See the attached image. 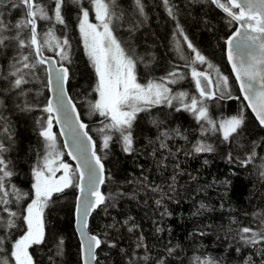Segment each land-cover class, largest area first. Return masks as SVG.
I'll use <instances>...</instances> for the list:
<instances>
[{"label":"trees","instance_id":"1","mask_svg":"<svg viewBox=\"0 0 264 264\" xmlns=\"http://www.w3.org/2000/svg\"><path fill=\"white\" fill-rule=\"evenodd\" d=\"M170 3L175 6V19L168 15L162 0H142L143 16L137 11L134 0H115L112 8L113 35L121 42L126 54L134 59L138 83L147 85L150 80L159 82L169 71H178L183 79L167 86L174 95L177 89L185 91V103H190L191 97L198 99L199 96L191 69L194 67L199 71L203 66L193 63L186 67L185 61L180 58L178 42L186 56L194 57L195 54L188 49L184 37L176 32V23L179 22L188 42L205 56V65L210 62L222 76L229 78L228 92L214 95L211 99L203 98V105L217 126L221 121L243 113L242 134L236 140L224 141L219 132L210 129L202 136L201 126L194 115L173 100L172 106L163 103L137 114L131 130L133 152L123 151L121 137L111 138L103 152L99 136L111 135L114 130L100 131L106 120L92 107L97 99V77L81 42L79 23H76L77 5L69 0L68 4L76 6V9L65 6L63 15L66 23L54 25L55 36L60 43L64 39L69 41L67 51L70 60L62 61L56 55V49L53 57L70 69L67 86L69 96L94 140L96 153L105 168L102 187L105 202L97 207L88 223L89 232L105 241L97 249L96 264H129L134 250L137 264H156L159 258H163L165 264H190L194 256L211 257L219 264H243L244 258L251 256L255 264H261L260 255L253 248L238 244L236 232L229 231L233 219L239 225L255 226L252 213L264 210V178L259 175L260 165L264 163V128L257 124L245 107L224 57V41L237 24L230 23L225 13L211 4L210 0H170ZM88 6L82 2L78 9L80 15L81 9H88ZM5 13L12 19L22 15L20 9L4 10ZM37 29L40 33L38 23ZM23 34L25 37L28 35L26 30ZM7 43L8 47H0V74L6 77L9 73H5L7 67L11 69L8 64H14L15 58L21 53L30 55V60L35 59L31 49H19L14 40ZM42 51L45 55L50 54L45 48ZM17 66L22 68V65ZM24 71L27 72L26 69ZM36 73H41V83L33 82L32 75ZM27 79L30 96L21 103L20 99L12 95L14 92H6L3 96L6 110L2 108L6 116L5 124L8 123L14 131L11 159L15 170L8 190L11 191L14 185L26 194L18 206L13 201L9 207L14 211L19 209L21 217L26 213L27 204L34 198L33 174L29 173L24 178L26 168L34 159L35 152L45 153L47 149L46 141L39 134L42 127L47 126L48 117V113L42 111L48 99L44 66H40L39 71L27 76ZM38 93H41L40 98ZM216 103L220 107L219 112L212 109ZM26 105L33 107L21 110ZM86 112L90 113L88 117ZM36 117L41 118V122L36 123ZM153 121L158 122L159 127ZM177 129L182 135L173 131ZM53 131L62 147L54 124ZM161 132L170 133V138L164 141L166 148L160 146L162 138L158 137ZM197 141L210 144L214 151L193 152V145ZM254 142L258 145L255 159L246 166L242 165L241 161L252 152ZM229 153L231 161L228 159ZM64 159L68 160L66 156ZM160 161H163V165ZM68 163L72 165L69 160ZM169 185H173V188L170 189ZM154 186H159L163 192L153 191ZM75 188L74 185L61 193H54L45 207V243L33 245L29 249L34 264H52L50 257H53L54 264H81L80 246L73 229ZM162 196L164 198L158 205L156 201L161 200ZM201 204L206 209H200ZM165 209L167 214L162 215ZM198 209L199 214H195ZM0 216L7 218V213L0 211ZM128 217L133 218L130 224L134 222L139 226L134 232H129L128 226L124 224ZM16 223L20 227L13 239L26 230L22 218L17 219ZM237 227L238 224H231L232 229ZM157 228L163 231L157 232ZM140 236H143L147 249L136 248ZM60 240L63 241L62 253L55 256V248ZM109 243L116 247H110ZM10 247L9 243L6 248ZM167 247H175L172 256L168 255ZM236 247L242 248L239 254ZM144 256L148 257L147 261L140 259Z\"/></svg>","mask_w":264,"mask_h":264},{"label":"snow or ice","instance_id":"2","mask_svg":"<svg viewBox=\"0 0 264 264\" xmlns=\"http://www.w3.org/2000/svg\"><path fill=\"white\" fill-rule=\"evenodd\" d=\"M68 2L69 0H51L53 6L49 8L48 5L42 4L40 0H8L7 3H5V0H0V8L4 10L20 9L22 12L21 18L16 20L15 23H8L3 18L4 10H0V47H8L7 42L14 40L19 49L29 48L35 56L34 60H30V55L21 53L18 58H15V63L12 64V70L9 71L8 76H0V79L13 78L10 80V87L4 91L16 92L18 96L27 95V90L24 86L29 83V80L26 77L38 72L40 66L47 65L49 89H52L54 76L55 92L57 94L55 102L48 100L47 105L42 109L43 112L48 113L47 126L42 127L39 134L46 141L47 151L43 156L42 165H37L33 168L34 183L32 188L34 189L35 198L27 205L25 209L26 215L22 217L20 213L12 210L9 205L15 201L18 206L19 201L26 194L16 189L14 185L11 186V191L8 190L14 171L10 167L11 161L5 157L8 148L3 143H0V211L7 213V218L0 216V230L3 231V235L0 236V254H3L0 255V264H34L33 256L30 254L29 249L33 245L45 243L43 210L47 207L54 193H61L66 188L73 186V173L69 165L61 161L60 154L56 151V138L52 133V118L56 116V122L60 123V113L64 114L65 124L74 135V146L80 152L79 156L74 155L72 152L69 155H72L74 159L82 160V164H78L76 168V171L80 173V184L75 185L79 187L82 194L85 193V171L87 172V194L84 195L82 201L80 197L77 198V212L82 216L80 224L83 238L82 252L85 251L86 243L85 264L96 260L95 250L105 243L96 235H88L84 231L88 227L87 217L95 208L105 202V196L99 191V184L104 183V166L94 150L91 152V160L88 159L87 149L80 139L81 135L87 137V133L83 131L86 126L80 122L79 116L75 117V124H78L79 132L69 123L71 117L68 116V106L72 102L67 99L64 85L70 79V69L63 65L55 67L56 61H49L48 58L42 55L43 48L47 47L49 50L55 48L59 49V51H56V55L62 61L70 60L67 51L69 41L64 39L61 44L54 32V25H64L66 23L63 9ZM90 2L95 10L99 24L89 23L88 10L81 9L82 17L79 19V31L86 55L97 77L95 91L98 93L99 99L95 101L92 107L101 117L110 121L104 125V128L100 129L101 132L114 130L120 133L124 152L131 153L135 150L131 130L137 114L142 111H148L151 106L159 105L162 102L172 106L173 100L178 101L184 110L194 115L201 126L202 136L210 129L213 132H219L224 141L231 142L242 134V126L245 119L242 112L237 116L221 121L217 126L209 116L202 100H198L193 96L190 103H185L187 93L179 92L175 95H170L171 89L167 87V84L176 83L179 79H183V76L178 71H169L166 77L160 78L159 82L150 80L147 85L138 83L134 59L126 54L121 42L113 35L112 19L114 12L112 8L115 6V0H90ZM71 3L79 6L80 0H71ZM162 3L168 15L175 19V6L170 3V0H162ZM210 3L221 9L228 17L230 23L239 25L234 34L226 40L228 60L232 64L236 80L240 83L241 93L244 99L248 101L247 106L255 113L259 124L264 127V0H210ZM134 4L139 14L143 16L144 5L142 0H134ZM38 20L49 23L48 31L43 34V40L40 39L41 34L37 29ZM25 30L28 33L26 37L23 35ZM176 32L184 37L188 49L195 54L194 57L186 56L182 52L179 42L177 43V52L180 54V58L185 61V66H190L193 63H207L205 56L192 43L188 42V37L184 34L179 22L176 23ZM6 33H11V35ZM17 64L22 65V68L17 67ZM207 67L209 71H198L193 67L191 76L195 81L200 97L211 99L213 93L208 91V88L214 86L217 91H223L229 85L228 79L219 75L218 69H215L212 64L209 63ZM25 69L27 72L24 71ZM211 71H215L218 77L215 84L210 76ZM32 107V105H26L21 110H30ZM179 110L178 108L177 111ZM71 111L75 113V107H72ZM153 123L159 127L158 122L153 121ZM205 125L208 127H205ZM173 131L178 135H182L178 129ZM158 138H162L161 148H166L167 145L164 141L170 138V133L161 132ZM183 138L187 139V137ZM103 139V147L107 148L111 136L104 135ZM88 144H92L90 137H88ZM256 147L258 145L254 142L252 152L247 154L246 158L241 161L242 165L246 166L255 159ZM192 151L195 153L212 152L214 148L210 144L197 141L193 145ZM228 159L231 161V153H229ZM92 161H94V165ZM160 164L163 165V161H160ZM260 168L259 175L264 178V163L260 165ZM57 172H62L63 174L57 176ZM172 179L175 181V176ZM192 179H195V177H192ZM137 182L142 183V181ZM169 188H173V185H169ZM152 190L163 192V189L159 186L152 187ZM89 197L94 199L89 200ZM163 198L164 196L161 197V200H157L156 203L159 205ZM200 209H206V206L201 204ZM200 209L195 214H199ZM164 214H167L166 209L162 215ZM252 216L255 226L239 225V222L233 219L229 225V231H235L238 238L237 243L244 247L253 248L260 255L261 264H264V210L253 212ZM20 218L23 219L26 230L17 238L10 239L11 230L20 227L16 223V220ZM132 219V217H128L124 221V224L128 226L129 232H134L139 227L134 222L129 223ZM257 221L259 222L258 224H256ZM231 224H238V227L232 229ZM109 227H115V225H109ZM156 230L157 232L163 231L162 228H157ZM7 243H10V249L6 248ZM62 244V240L57 243L54 252L55 256H59L62 253ZM109 246L116 247L113 243H109ZM141 247L147 249L143 236L138 237L136 242V248ZM235 250L239 254L242 248L236 247ZM166 251L169 256H172L175 253V247H167ZM140 259L147 261L148 257L144 256ZM50 261L54 264L53 257H50ZM129 264H137L135 250L133 251V257L129 260ZM156 264H165V260L159 258L156 260ZM190 264H219V262L211 257L201 258L200 256H194L191 258ZM243 264H255V262L249 256L244 258Z\"/></svg>","mask_w":264,"mask_h":264},{"label":"water","instance_id":"3","mask_svg":"<svg viewBox=\"0 0 264 264\" xmlns=\"http://www.w3.org/2000/svg\"><path fill=\"white\" fill-rule=\"evenodd\" d=\"M239 27V25H238ZM235 32V31H234ZM234 32L227 38V40L234 34ZM227 49H228V46L226 44V41H225V58H226V62L228 64V67H229V70L231 72V75L233 77V79L235 80V83H236V86L238 88V91H239V94L242 98V100L244 101L247 109L250 111V113L252 114V116L254 117V119L256 120V122L259 124V121L256 119V115L255 113L252 111L251 108H249L247 105H248V101H246L244 99V96L243 94L241 93V90H240V83L236 80V75L235 73L233 72V69H232V64L229 62L228 60V52H227ZM46 58H48L49 61H56V59L54 57H50V56H44ZM57 62V61H56ZM61 65H58L57 63L55 64V67H60ZM45 70H46V74H47V82H48V72H47V65H45ZM64 90L67 94V99L68 100H71L69 94H68V90H67V83L64 85ZM208 91L212 92L211 88H208L207 89ZM56 92H55V81H54V76H53V85H52V89L50 90L49 89V86H48V100H53L55 102L56 100ZM72 104L70 106H68V116L71 117V120L69 121V123L75 127L76 131L79 132V126L78 124H75V117L78 115L79 116V112L77 110V107L75 105V103L71 100ZM72 107H75L76 111L75 113H72L71 111V108ZM80 118V116H79ZM60 123H57L56 122V116H53V122L55 124V127H56V132L61 140V144H62V148H63V151L66 155V157L68 158V160L70 161V163L75 167V169L77 168V165L78 164H82V160L81 159H74L72 155H69L70 152H72L74 155H77L79 156L80 155V152L77 150V148L74 146V135H73V132L71 131V129L65 124V118H64V114L63 113H60ZM80 122L83 123V121L81 120L80 118ZM84 124V123H83ZM259 126H261L259 124ZM262 127V126H261ZM84 132L87 133V137H84L83 135L80 136V139L83 141V145L84 147L87 149V156H88V159L91 160V152L94 150L95 151V143H94V140L92 139L91 135L88 133L86 127L85 129L83 130ZM88 137L91 138V141H92V144L89 145L88 144ZM94 146V148H93ZM96 153V151H95ZM97 155V153H96ZM93 165H94V161H92ZM102 163V161H101ZM103 164V163H102ZM104 166V165H103ZM78 184H80V173L78 172ZM104 181H105V168H104ZM104 184V183H103ZM103 184H99V191L101 192L102 190V186ZM84 188H85V193H81L80 192V189L78 187V191H77V194H76V199H75V207H74V219H75V224H74V227H75V233H76V236H77V240L79 242V246H80V254H81V264H85V256H86V243H85V251L82 252V242H83V238L81 236V229H80V224L82 222V216L81 214H78L77 212V203H78V200L77 198L80 197L81 198V201L83 200V197L85 194H87V188H88V181H87V172L85 171V180H84ZM91 199H94L92 197H89V200ZM97 208H95L91 214L87 217V225L89 223V219L92 215V213L96 210ZM84 231L87 232L88 235H92L89 230H88V227L87 229H85ZM96 252H97V249L95 250V256H96ZM89 264H96V260L94 261H90Z\"/></svg>","mask_w":264,"mask_h":264},{"label":"bare ground","instance_id":"4","mask_svg":"<svg viewBox=\"0 0 264 264\" xmlns=\"http://www.w3.org/2000/svg\"><path fill=\"white\" fill-rule=\"evenodd\" d=\"M40 2L42 4H47L49 6V8H51L53 5L51 3V0H40ZM82 2H85L86 4H91L90 0H80V4L79 6H77V8H81V4ZM66 7L68 8H71L73 10V8L76 9V6H72L71 4H66ZM78 9L75 10V12L77 13V20H76V23L78 25L79 23V19H80V13L78 11ZM80 10V9H79ZM22 14V13H21ZM22 16V15H21ZM21 16L15 18V19H12L10 18L6 13L4 14V19L6 22L8 23H15L16 20L20 19ZM38 23V26H39V31H40V36H41V40L44 39V33H46L49 29V23L47 21H42V20H38L37 21ZM24 35V34H23ZM81 35V34H80ZM175 42V40H173V43ZM45 49H47L49 51V55H45V53L42 51V55L43 56H50V57H53L54 55V49L53 50H49L47 47H45ZM55 58V57H54ZM56 59V58H55ZM57 61V64L58 65H63V64H59L58 63V60L56 59ZM8 66H12V65H9ZM17 66V65H16ZM65 66V65H63ZM18 67V66H17ZM66 67V66H65ZM44 69H45V66H44ZM11 69L8 70V67L6 69V72L7 71H11ZM26 72V71H25ZM45 74H46V70H45ZM0 76H2L0 74ZM6 77V76H5ZM13 79L12 77H10V80ZM27 79V77H26ZM10 80L9 79H0V143H3L7 148H8V151L5 153V157L11 161V164H10V167L12 168V170H15V166H14V163H13V160L11 159V154L13 152V146H14V138H13V129L12 127L7 123L5 124V119H6V116L4 113H2V108H4L6 110V106H5V100L3 98L4 95H6V91H4L5 89H8L10 87ZM46 80H47V74H46ZM5 85L7 87H5ZM67 86H68V83H67ZM28 84H26L24 86V88L27 90V95H24V96H18L16 92H14L12 95L15 96L16 98L20 99V102L22 103L24 99H27L30 94H31V90H28ZM68 90V89H67ZM229 90V89H228ZM228 90H226L225 93L223 94H226L228 92ZM47 92H48V82H47ZM7 93H10V92H7ZM69 94V93H68ZM222 93H219V91L216 93V95H221ZM38 97L40 98V95L38 94ZM72 100V99H71ZM73 101V100H72ZM47 102H48V99H47ZM41 104V102H40ZM36 121V123L41 122V118L39 117H36V119H34ZM52 123L54 124L53 122V118H52ZM84 123V122H83ZM85 124V123H84ZM55 126V124H54ZM56 129V127H55ZM45 155V153H42V151H37V153L35 152L34 153V159L32 160V162L29 164L28 168H26V174L24 176V178H27L28 174H32V171H33V168L37 165H42L43 163V156ZM68 159V158H67ZM65 160V159H64ZM66 162H68V160H65ZM74 167V166H73ZM75 168V167H74ZM14 177V176H13ZM30 177V175H29ZM33 183H34V178H33ZM104 185V184H103ZM103 187V186H102ZM77 194V192H76ZM75 199H76V196H75ZM75 199H74V202H75ZM93 214V213H92ZM74 224H75V219H74V222H73V229L75 231V227H74ZM19 231V228L18 229H12L11 230V237L10 239H13L15 234H17ZM0 233L2 236L3 235V231L0 230ZM9 243L6 244V246L8 245Z\"/></svg>","mask_w":264,"mask_h":264},{"label":"rangeland","instance_id":"5","mask_svg":"<svg viewBox=\"0 0 264 264\" xmlns=\"http://www.w3.org/2000/svg\"><path fill=\"white\" fill-rule=\"evenodd\" d=\"M85 10H88V12H89V16H88V21H89V23H92V24H99V21L96 19V15H95V10H94V8L92 7V4H89V6H88V9H85ZM82 17V12H81V15H80V18ZM41 37V36H40ZM81 42H82V45H83V40H82V38H81ZM55 49V48H54ZM83 49H84V51H85V48H84V45H83ZM56 51H59V49H56ZM85 53H86V51H85ZM210 62H208V64H209ZM211 64V63H210ZM203 67H201L202 69L201 70H204V71H208V68H207V66L205 65V64H201ZM216 69V68H215ZM43 72V71H42ZM210 74L212 75V77L214 78V79H218V77H217V74H216V72L215 71H211L210 72ZM219 75H221L220 74V72H219ZM222 76V75H221ZM212 78V80H213V82H214V84H215V82H216V80H214ZM229 79V78H228ZM32 80H33V82L34 83H41V73L39 74V73H36L35 75H32ZM229 81V80H228ZM229 85V84H228ZM168 87V86H167ZM169 88V87H168ZM230 88V85L228 86V88L226 89V90H228ZM171 89V88H170ZM212 89H213V91L215 92V93H217L218 91L216 90V88L213 86L212 87ZM226 90H223V91H219V93H225L226 92ZM181 90L180 89H177V90H175V92H177V93H179ZM196 91H197V89H196ZM182 92V91H181ZM185 92V91H184ZM198 92V91H197ZM186 93V92H185ZM39 95H41V93H38ZM198 94H199V92H198ZM170 95H174L173 94V90L171 89V93H170ZM99 99V95H98V93H97V99L96 100H98ZM198 100H202L203 101V98L202 97H200V94H199V96H198ZM163 103H166V102H162L161 104H163ZM160 105H155V107H159ZM219 105H218V103H216V104H214L213 106H212V109L214 110H216V111H218L219 112ZM89 114L90 113H88V112H86V116L88 117L89 116ZM106 120V119H105ZM110 121H108V120H106V124L107 123H109ZM106 132H108V130L106 131ZM52 133H53V135L55 136V138H56V134L54 133V131H53V123H52ZM109 136H111V138H117V137H120V133L119 132H116V131H113V133L111 134V135H109ZM104 137H102L101 135L99 136V141H100V147L101 148H103L102 149V151L104 152L105 150H106V148H104V147H102L103 146V142H104V139H103ZM55 143H56V151L60 154V159H61V161L63 162V163H67L68 165H69V168H70V170L72 171V173H73V186L74 185H77L78 184V175H77V172H76V170L72 167V165H70L68 162H66L65 160H64V157H65V153H64V151H63V149H62V147L60 146V144H59V141H58V139L56 138V140H55ZM46 151H47V149H46ZM46 151H45V154H46ZM63 173L62 172H57V176H60V175H62ZM75 182H76V184H75ZM67 189V188H66ZM75 190H76V192H77V187L75 188ZM33 192H34V189H33ZM34 198H35V193H34ZM33 198V199H34ZM31 203V202H30ZM30 203H28V204H30ZM27 204V205H28ZM45 209V208H44ZM18 213H19V209H17L16 210ZM44 211V210H43ZM25 215H26V213H25Z\"/></svg>","mask_w":264,"mask_h":264}]
</instances>
